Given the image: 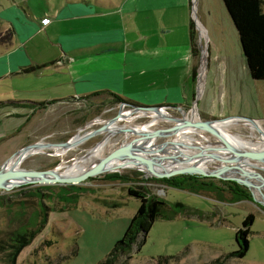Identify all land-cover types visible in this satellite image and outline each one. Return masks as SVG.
I'll return each instance as SVG.
<instances>
[{
    "label": "rangeland",
    "instance_id": "1",
    "mask_svg": "<svg viewBox=\"0 0 264 264\" xmlns=\"http://www.w3.org/2000/svg\"><path fill=\"white\" fill-rule=\"evenodd\" d=\"M31 2L35 8L46 7L43 0ZM137 13L136 27L141 32L152 31L158 47H163V44L180 46L186 40L190 46V28L192 23L195 24L201 54L196 80L197 105L193 112L195 104L185 109L191 120H206L200 111L209 110L214 120L230 117L258 119L264 128V81L256 82L251 78L238 31L223 0H142ZM10 39V32L0 28V43L7 44ZM5 73V69H0V171L5 161L19 151L17 145L28 146L27 136L35 131L25 122L24 114L32 110L31 103L46 101L44 94L37 90V75L5 77ZM235 80L237 85H234ZM105 99L104 96L96 97L90 101V106L72 102L60 107L51 114L58 121L48 123L41 131L43 134H39L46 138H36L34 143H66L78 134L80 139L104 127L103 124L88 127L92 122L112 121L133 110L122 104L105 106ZM167 112L181 116L177 110ZM20 113V117L11 116ZM126 124L149 128L147 133L151 134L153 131L174 129L177 121H157L151 114L133 112L118 126ZM226 132L236 137L231 143L237 146L246 142L257 145L261 136L249 122H235L227 126ZM147 133H126L125 139L124 133L107 137L108 133L103 131L69 149L63 156H56V151L52 149L32 154L17 172L20 169L64 171L76 159L91 155L106 137L100 159L118 148L124 140L126 143L139 140L132 150L151 141L141 149L146 152L168 145L175 139H146ZM195 136L205 146L209 142L219 143L214 135L206 131ZM207 153L204 151V155L214 151ZM160 162L158 164L170 163ZM249 162L264 166L260 161ZM217 165L234 168L220 161H213L208 167L202 166L214 169ZM235 170L254 172L264 178V168ZM114 176L120 179H112ZM154 179L158 178L137 169L107 170L78 185L36 184L10 191L0 190V264L12 263L17 237L30 231H37V236L22 251L16 264H98L123 238L141 205L140 199L129 195L130 189L145 190L169 206L184 204L188 211L180 212L169 220L158 219L140 253L136 245L127 264H264V201L256 199L250 187L238 183L250 194L251 200L235 203L224 185L230 180L210 177L226 192L217 188L214 193L196 194L171 188ZM250 214L255 216V222L247 256L244 259L226 258L239 250L236 233Z\"/></svg>",
    "mask_w": 264,
    "mask_h": 264
},
{
    "label": "crops",
    "instance_id": "2",
    "mask_svg": "<svg viewBox=\"0 0 264 264\" xmlns=\"http://www.w3.org/2000/svg\"><path fill=\"white\" fill-rule=\"evenodd\" d=\"M43 1L45 8H35L31 0L0 1V28L11 35L9 43H0L4 76L37 75L43 102L57 100L43 109L30 105L32 110L24 114L35 130L27 136L28 146L36 138H46L39 135L43 128L58 121L51 114L72 102L90 106L82 98L96 92L111 91L140 106L195 104L197 85L188 40L180 46L158 47L152 31H139L136 19L142 0ZM31 67L39 68L22 72ZM200 112L214 120L209 110ZM21 146L17 150L27 147Z\"/></svg>",
    "mask_w": 264,
    "mask_h": 264
},
{
    "label": "trees",
    "instance_id": "3",
    "mask_svg": "<svg viewBox=\"0 0 264 264\" xmlns=\"http://www.w3.org/2000/svg\"><path fill=\"white\" fill-rule=\"evenodd\" d=\"M231 19L238 31L242 51L249 69L251 78L256 82L264 81V0H223ZM190 46L192 57L194 58V66L192 69L193 80L196 82L198 76V59L200 58L201 50L199 48L195 24L192 23L190 28ZM39 67H31L22 70L23 73H32ZM106 97L105 103L110 105L116 104H134L125 98L111 92L102 91L96 92L89 96L83 97L84 100L91 101L96 97ZM57 103V100L33 103L37 107L45 108ZM175 107V106H171ZM137 175H140L137 173ZM112 179H120L118 176L111 177ZM171 188L189 191L192 193H214L219 188L211 181L210 177L199 175H179L169 179H154ZM227 187L234 199V202L250 201L251 196L248 192L241 188L237 182H226ZM226 192V190H224ZM131 197L140 199L141 205L132 218L122 239L116 242L113 249L106 255L105 259L98 264H127L131 259L134 247L137 245L138 254L142 246L145 244L147 236L151 231L154 223L158 219L169 220L175 218L180 212L188 211L187 206L177 203L175 206H169L165 201L150 195L145 190H129ZM255 222V216L250 214L243 221L242 228L236 233L239 250L227 255L230 259H244L250 249V235L253 234L252 226ZM37 236V231H30L21 234L17 237V246L14 250L11 264H16L17 259L22 251L31 245ZM140 237H143L140 240ZM140 240V243H139ZM76 253V252H75ZM125 258V261H123Z\"/></svg>",
    "mask_w": 264,
    "mask_h": 264
},
{
    "label": "bare ground",
    "instance_id": "4",
    "mask_svg": "<svg viewBox=\"0 0 264 264\" xmlns=\"http://www.w3.org/2000/svg\"><path fill=\"white\" fill-rule=\"evenodd\" d=\"M131 113H133V112L122 113L120 115V117L115 119V121H108L107 122V121H102V120H96V121L92 122L88 127H92V126L97 125V124H100V125L103 124L104 130H102L101 132L106 131L108 133L107 137L114 135L115 133H118V130L120 128L128 130L129 132H127V133H131V132L137 133V134L147 133L149 128H146V127H144V128L138 127V126H135L133 124H126L122 127L118 126V123L122 120L127 119ZM139 113L141 115L151 114L157 121H163V120L174 121L173 119H171L169 117V115L167 113H164L163 111L139 112ZM192 121L198 122V120H195V119ZM235 122L236 123H243V122H247V121H238V122L234 121L233 123H235ZM224 123L225 122L218 123V124H215V126L222 133V135L224 136L223 138L228 140V142H230V144L237 151H240L241 153L249 152V151H259L264 147V129L261 126L259 121L256 124L251 123V125L253 124L255 129L261 135V136L259 135L260 137L257 139V142H258L257 145H253L250 142H246V143H242V144L237 146V145L231 143V142H234L236 140V137L228 134L226 132V128H227V126L232 125L233 123L232 122H226L225 125H224ZM112 124H114V125H112ZM178 125L179 124H177V126ZM177 126L174 129H171L169 131L162 132L165 134L175 133V139L172 143H170L168 145H164V146H157V147L151 148L150 150H148L146 152H142V150H141L142 147L151 143V141H147V142L143 143L142 145L138 146L137 149L132 150L131 153L133 155H136V156L139 155L143 158L158 161V162L163 161L162 159H164V158H168L169 159L168 162H170L169 164H158L157 166H154V164H153L154 171H156L158 173H167V172H171L173 170L185 168V167H198V168L205 169L209 172H217L221 168H224V165L223 166L217 165L214 169L207 168L211 162L217 161L215 158H212L209 155H211V156L216 155V156H219L220 158H224L226 160L233 157L229 152L225 151V149H228L227 147H225V149L223 148V150H221V148L219 147V145H220L219 143H218L219 144L218 145V144H213V143L209 142L206 146L203 143H201L202 142L201 139L197 138L195 136V134L196 133H199V134L202 133L203 132L202 130H200L194 126H188V127H186L187 129L184 128L182 130H177L175 132ZM147 135L151 136V134H148V133H147ZM107 137L102 141L101 144H99L92 151L91 155H87V156L81 157L79 159H76V161H74L72 164L67 166L64 171L53 172L51 174H46V176H49V177L58 176V177H62V178H64V177L68 178V177H75V176H78V175L86 172L87 170H89L90 168H92L93 166H95L96 164H98L101 161L100 154L102 153V151L105 148V144H106L105 141H106ZM229 138H230V140H229ZM82 143H83V140L78 139V137H77L76 139H74L72 141L71 146L47 147L45 145L42 147H36V148L29 149L26 152H23V153L19 154L18 156H16L14 159L11 160L10 163H8L4 167L2 175H7V176L2 177V178L4 180L11 181V182L12 181L13 182L20 181L21 179H19V178L24 177V176L20 175L17 172V170L19 169L21 164L24 162V160L26 158H28L29 156H31L32 154H36V153L39 154L44 149H52V150L56 151V154H55L56 156H63L66 151H68L69 149H71L77 145H80ZM204 151L206 153L210 152V151H214V153L209 154V155H204ZM175 157H178L180 160L178 158H175ZM260 162L264 163V160L260 161ZM229 164H231L234 168L230 169L229 165H227L226 168L223 169L224 170V172H223L224 177H230V176L240 177L242 180L247 181L250 184V188H251L253 194L255 195L256 199L264 201V193L262 192V190L264 189V183L260 180V178H262V177L255 175L254 172L235 170L238 168H244V169H253V168L255 169L257 167L264 168V166L263 165L261 166V165L250 164V162L248 160H244V159H242L239 162H234V163H229ZM176 165H177V167H176ZM202 165H205L207 167H203ZM123 169H137V170L144 172L145 174H147L149 176L152 174V172L149 171L145 167V165H143L137 159H117V160H114V161L108 163L105 166L103 171L123 170ZM12 175H14V176H12ZM6 178H8V179H6ZM16 178H18V179H16Z\"/></svg>",
    "mask_w": 264,
    "mask_h": 264
},
{
    "label": "water",
    "instance_id": "5",
    "mask_svg": "<svg viewBox=\"0 0 264 264\" xmlns=\"http://www.w3.org/2000/svg\"><path fill=\"white\" fill-rule=\"evenodd\" d=\"M227 9V8H226ZM228 11V10H227ZM229 13V12H228ZM230 15V14H229ZM231 17V16H230ZM203 49V48H202ZM203 55H204V51H203ZM204 57V56H203ZM200 81V80H199ZM196 101H195V105L192 108V112L195 110L196 108ZM122 106H128V107H132L133 110L132 112L137 113V112H159V111H163L164 113H167L169 115V117L171 119H173L174 121H177V124H179L175 130V132L177 130H182L188 126H194L202 131H206L212 135H214L217 139L220 145H222L221 150H223V148L225 149V147H227L228 149H225L226 152H229L233 157L226 160L224 158H220L219 156L216 155H212V158H215L217 161H220L222 163H234V162H239L240 160L244 159V160H248V161H263L264 160V147L259 150V151H249V152H244L241 153L240 151H237L231 144L230 142H228V140H226L225 138H223L224 136L222 135V133L217 129V127L215 126V124L218 123H224V125L226 124V122H234V121H247L253 124H256L258 121L254 120V119H250V118H245V117H230V118H226V119H221V120H199L198 122H194L191 120L190 115H187L185 110L182 109L181 107H176L175 110H177L178 112L181 113V116H174L170 113L167 112L166 107H162V106H140V105H132V104H122ZM118 117H116L115 119H117ZM112 120V121H115ZM102 130H104V128H100L97 131H94L92 133L86 134L84 136H82L80 139L83 140V142L87 141L88 139H90L91 137L98 135L99 132H101ZM127 132H129L128 130H125L123 128H120L118 130V133H124L126 134ZM117 133V134H118ZM79 135V134H78ZM77 136H75L73 139H71L69 142L66 143H61V144H50V143H43V142H38L35 143L33 145L27 146L23 149H21L20 151H18L11 159H9L1 168L0 171V190H5V191H10L13 190L15 188L24 186V185H36V184H44V185H55V184H60V185H78L81 184L85 181H87L90 178L96 177L100 174H102L105 166L117 159H137L138 161H140L143 165H145V167L152 172V174L150 176H153L155 178L158 179H169L175 176H179V175H199V176H204V177H212V178H217V179H223V180H230V181H234L237 182L239 184H243L247 187H250V184L245 181L242 180L240 177H224L223 172H224V168H226V166H224V168H221L220 170H218L217 172H209L205 169L202 168H198V167H185V168H180V169H176L173 170L171 172H167V173H158L156 171H154L153 168V164H158V161H154V160H149L146 158H143L139 155H133L131 153L132 149L135 148L133 147L135 143H137V141L139 140H131L129 142H125V140L122 142V144L116 148L115 150H113L111 153H109L108 155H106L104 158L101 159V161L96 164L95 166H93L92 168H90L89 170H87L86 172L75 176V177H68V178H62V177H49L46 176V174H51L53 173L52 171H47V172H35V171H28V170H24V169H20L18 172L20 175H23L24 177H21L19 179H21L20 181L17 182H11V181H7L4 180L2 177H6L7 175H2L3 174V169L4 167L12 160L14 159L16 156H18L19 154L26 152L29 149L32 148H36V147H42V146H47V147H52V146H71L72 141L74 139H76ZM175 137V133L172 134H165L162 133L161 131H153V133H151V136H147L146 139H151V138H156V139H161V138H174ZM127 138V134L125 139ZM225 143V144H224ZM225 146V147H224ZM164 162H168L169 159L168 158H164L162 159ZM14 176V175H12ZM11 176V177H12ZM8 179V178H6ZM18 179V178H16ZM15 180V179H14ZM260 180L264 183V178H260Z\"/></svg>",
    "mask_w": 264,
    "mask_h": 264
},
{
    "label": "flooded vegetation",
    "instance_id": "6",
    "mask_svg": "<svg viewBox=\"0 0 264 264\" xmlns=\"http://www.w3.org/2000/svg\"><path fill=\"white\" fill-rule=\"evenodd\" d=\"M162 107H166V110H172V109L175 110L176 107H181V106H175V107H171V106H168V107H167V106H162ZM181 108L184 109V110L186 109L185 107H181ZM185 112H186V110H185Z\"/></svg>",
    "mask_w": 264,
    "mask_h": 264
}]
</instances>
